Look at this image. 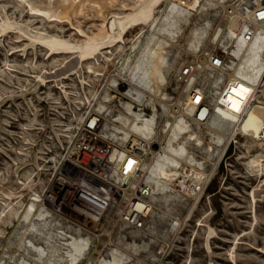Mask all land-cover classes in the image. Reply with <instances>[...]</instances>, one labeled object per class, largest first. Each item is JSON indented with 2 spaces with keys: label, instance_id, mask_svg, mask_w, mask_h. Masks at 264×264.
<instances>
[{
  "label": "rangeland",
  "instance_id": "obj_1",
  "mask_svg": "<svg viewBox=\"0 0 264 264\" xmlns=\"http://www.w3.org/2000/svg\"><path fill=\"white\" fill-rule=\"evenodd\" d=\"M229 1L218 0L192 14L175 41L163 47L162 56L167 59L160 71L164 78H149L153 88L150 84L151 91L145 92L148 98L136 109L137 101L128 96L127 76L115 85L111 78L137 55L147 35L159 34L160 39L169 40L152 30L151 22L170 0H0V264H23L28 259L34 264L38 257L33 246L45 249L41 264H69L65 237L89 241L79 264L111 260L115 246L104 243V238L96 241L85 236L44 211L46 219L34 215L26 232L29 225L20 222L17 213L48 177L46 168L39 166V153L45 145L52 154L57 152L66 141L62 138L55 143L62 134L59 124L74 125L87 107L97 105L94 108L99 111V102L107 108L99 111L105 124L124 113L127 104L145 117L155 107L157 134L166 108L150 93L156 97L164 90L170 97L177 92L178 69L191 60L195 50L206 49L218 23L219 7ZM223 43L232 48L228 36H223ZM233 59L231 55L226 59V73L238 61ZM220 78L224 81L227 75ZM208 79L204 78L206 85L211 83ZM262 83L233 142L218 146L208 130L193 127L181 135L175 144L184 143L195 159L194 167L209 175L204 192L194 199L178 188L163 195L154 193L151 202L157 210L143 230L119 229L111 235L113 245L123 241L127 246L129 261L125 264H264V163L261 159L248 164L260 152L254 127L264 123V77ZM215 91L211 89V99ZM111 128L109 137L124 148L128 141H117V135L114 139ZM119 152L118 161L125 159L123 166L135 164L122 149ZM173 221L180 222L181 228L170 235ZM162 247L164 252L158 255Z\"/></svg>",
  "mask_w": 264,
  "mask_h": 264
},
{
  "label": "bare ground",
  "instance_id": "obj_2",
  "mask_svg": "<svg viewBox=\"0 0 264 264\" xmlns=\"http://www.w3.org/2000/svg\"><path fill=\"white\" fill-rule=\"evenodd\" d=\"M216 1L218 0H170L166 7L160 11V15L153 17L151 22V29L158 31L160 34H165V36L167 35L169 40L160 39L159 34H156V36L153 37H148L147 35L144 41L140 42L137 47V55L123 64L121 67L122 73L120 72L118 76H113L111 78V84L115 85L117 79H122V76H127V81L131 87L128 92V96H130L133 100H136L138 103H141V99L146 100L148 96L145 92L151 91L148 88L149 78L152 75H158L159 77L164 78L160 71V69L166 64L167 59L162 56L163 47L165 45H169L170 41H175L174 39L180 33L182 25L190 23L189 20L192 14H197L200 9H204L206 6H211ZM255 1L258 2L259 0ZM225 28L226 29H223L221 26L214 28V33L210 37L209 44L206 46V49H213L221 46L220 48L223 50L227 49L228 54L238 61L233 63V65L229 68L230 70L228 73H226L224 69L221 74L215 75L209 73L204 76V78H210L208 79L211 82L209 84L210 91L214 87L216 89L213 93L214 99H211V103L213 105L212 114L204 130H200L197 127L190 125L183 115L170 117L168 112V100H170V97L164 92V90H162L164 94L160 92V94L156 97L150 93V96L153 99L155 98L154 100H156V102L160 105L161 101H163L164 103H162V106L164 109L166 108L164 122L157 134L155 133L157 125V110L155 107H153L152 115L150 117H145L140 110L137 112L132 104H127L125 106L124 113H120L116 119H112L109 123L105 124L103 112H106L107 108L99 102L98 110L103 112H99L94 108L97 105L89 106L85 109L78 122L74 123V125L65 124L63 122L60 123L59 127H61L62 134H60L61 136L58 138H55L56 145H58L59 142H62V138L69 140L68 138L71 137L73 130H75L76 127H78V125L83 121L85 113L89 111L98 112L102 114L104 119L102 136L112 141L116 147H118L117 144L111 137H109L108 134L110 125H112L113 128L111 129L114 131V134H111V136L113 138L115 135L119 136L116 137L117 141L148 142L154 137L158 138L160 141L159 151L156 152L146 163V180L152 187V200L154 199V193L163 195L166 194L168 190H175L177 188L178 191L180 190L185 192L189 183L204 184L209 175L203 173L198 167V169L194 167L196 165L195 159L191 157V154L186 149L184 143H175H178L181 135L189 134L191 127L196 128L201 132L208 130L207 134L212 137V140L215 141L217 145L219 144L222 146L224 143L229 142L234 136V132L240 125L241 121H243L245 116L249 113L251 103L257 95L261 84H263L262 82L264 77V23L259 24L256 27L253 38L248 43H245L238 36L240 28L237 21L230 22ZM203 34H205V32H203ZM198 36L199 34H196V38H198ZM223 36H228V39L232 41L231 49L226 48L223 43ZM198 51L199 49L195 50L193 54L195 55ZM222 74L227 75V79L224 81L220 78ZM45 76H48V74L46 73ZM164 84L165 81L162 84V87ZM143 86L147 87L145 91L141 90ZM191 86L192 82L185 87L187 91L190 90L188 94L189 102L185 108V112L187 114H191L194 107L201 100L199 90L195 88L191 89ZM104 100L108 101V97L106 96ZM140 108L141 107H139V109ZM109 115L110 112H107V116ZM60 117L64 120L63 116ZM263 128L264 123H260L254 127V135L257 146L260 145L257 137ZM66 133L69 134L66 135ZM201 138V136H197L198 140H202ZM48 140H51V138H48ZM231 142H233V140H231ZM200 143L201 142H199V144ZM46 148H48L47 145L44 146V151L39 153L40 157L38 158L40 161L39 166H41L42 169L46 168L47 170V164L50 162L54 163L58 153L54 152L53 154H50L51 151ZM121 149L124 151V148ZM121 149L116 148L114 150L111 157L113 161L119 160L120 156L118 157L117 155L121 154V152H119ZM223 150L224 149L218 150V153ZM261 159L262 156L260 152H258L254 155L253 159H251V162H248V164L250 165L254 162H260ZM198 166H200V163ZM129 170L130 168L125 166L123 172L128 173ZM38 201L39 194H33L23 211L21 213H17L18 220L23 223L26 222L29 225L26 232L30 230L34 215H37V217H39L42 221V219L45 218L43 211L48 214L47 211L39 207ZM153 204L154 203H152V205ZM36 208L39 210L38 213H36ZM154 210H157V208L153 205L152 214ZM175 223L179 226V228H181L180 222ZM175 232L176 230L174 231L171 229L169 234L173 235ZM65 238L66 239L63 240L66 241L65 245L69 249V252H67L69 264H79L80 257L84 254V250L88 248L89 241L86 239L78 242L75 238ZM104 239V243L109 244L110 247L115 246L111 249V260H101L99 258L96 263L125 264L129 261V255L124 250V247L126 246L125 242L119 241L118 244L113 245L109 234H107ZM28 244L31 246L32 243L29 242ZM133 247H135V245ZM33 248L36 252V256L38 257V260H35L34 264H41V260L46 253L44 251L45 249L38 246H33ZM28 260L23 261V264H29ZM87 264H91L90 261Z\"/></svg>",
  "mask_w": 264,
  "mask_h": 264
},
{
  "label": "built area",
  "instance_id": "obj_3",
  "mask_svg": "<svg viewBox=\"0 0 264 264\" xmlns=\"http://www.w3.org/2000/svg\"><path fill=\"white\" fill-rule=\"evenodd\" d=\"M232 21H237L240 28L238 36L245 43L250 42L256 27L264 23V0H230L220 6L216 27L226 29ZM220 47L203 49L178 69L175 76L178 89L168 100L170 117L183 115L190 125L204 130L213 105L210 85H206L203 78L209 73L218 75L223 72L229 54L227 49ZM191 82V89L199 90L201 100L193 112L187 114L185 108L190 90L187 91L185 87ZM144 100L136 102V109L142 107ZM103 123L102 114L94 111L85 113L83 121L57 151L56 161L47 164L48 177L38 191L41 209L96 241L107 234L113 235L119 229L143 230L153 211V193L146 180V163L160 148V141L156 137L148 142H127L124 156L135 164L130 166L128 173H124L125 159L119 162L111 158L114 150L121 147H116L102 136ZM257 140L264 163V128ZM153 145H156V149H153ZM205 185L189 183L184 193L190 198H199ZM175 221L170 229L177 231L179 226ZM163 252L162 247L158 255Z\"/></svg>",
  "mask_w": 264,
  "mask_h": 264
},
{
  "label": "crops",
  "instance_id": "obj_4",
  "mask_svg": "<svg viewBox=\"0 0 264 264\" xmlns=\"http://www.w3.org/2000/svg\"><path fill=\"white\" fill-rule=\"evenodd\" d=\"M150 81H151V83H150V84H151V88H153L154 83L152 82L151 79H150ZM150 81H149V82H150ZM150 84H148V88L151 90V88H150ZM145 89H147V87H144V86H143V87L141 88L142 91H145Z\"/></svg>",
  "mask_w": 264,
  "mask_h": 264
},
{
  "label": "water",
  "instance_id": "obj_5",
  "mask_svg": "<svg viewBox=\"0 0 264 264\" xmlns=\"http://www.w3.org/2000/svg\"><path fill=\"white\" fill-rule=\"evenodd\" d=\"M153 149H156V145H153Z\"/></svg>",
  "mask_w": 264,
  "mask_h": 264
}]
</instances>
